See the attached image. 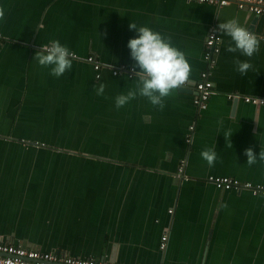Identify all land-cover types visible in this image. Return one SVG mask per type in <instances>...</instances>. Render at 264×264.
Listing matches in <instances>:
<instances>
[{"label": "crops", "instance_id": "0c3cea01", "mask_svg": "<svg viewBox=\"0 0 264 264\" xmlns=\"http://www.w3.org/2000/svg\"><path fill=\"white\" fill-rule=\"evenodd\" d=\"M0 7L1 243L113 264H264V197L205 182L210 175L264 185V161L249 166L244 155L264 151V105L243 101L264 95V42L242 76L233 60L247 58L227 52L230 38L214 31L235 17L262 36L263 16L184 0H0ZM129 23L170 37L191 65L192 83L163 110L139 96L115 107L134 77L103 69L96 79L90 65L73 61L57 78L34 58L58 40L79 57L131 68ZM213 31L221 39L213 95L198 111L195 85ZM213 147L210 167L200 153ZM181 160L188 181L176 178Z\"/></svg>", "mask_w": 264, "mask_h": 264}, {"label": "clouds", "instance_id": "9594fccd", "mask_svg": "<svg viewBox=\"0 0 264 264\" xmlns=\"http://www.w3.org/2000/svg\"><path fill=\"white\" fill-rule=\"evenodd\" d=\"M4 18L5 9L0 7V21ZM128 28L136 34L127 42L130 59L134 62L131 71L134 73L136 84L134 89H129L126 93L115 97V107L120 109L139 96L163 110L164 100L167 97L192 83L191 65L186 54L173 45L170 37L146 25L137 26L136 23H129ZM214 31H220L230 38L226 48L227 52L239 53L247 58L234 59L235 70L242 76L252 70L251 58L259 52L264 37L258 36L242 25L235 17L220 22ZM34 58L40 66L50 68V75L59 78L72 68L75 53L71 52L67 46L61 45L58 40H52L40 47ZM94 87L97 96L104 94L105 85L103 83ZM232 135L231 129L224 132V137H228L229 141ZM228 146L232 148L230 142ZM200 155L210 167L217 160L215 147L205 148ZM244 155L247 157L249 166L255 164L258 159L264 161V151H260L257 155L252 148H248L244 151Z\"/></svg>", "mask_w": 264, "mask_h": 264}, {"label": "built area", "instance_id": "2783aa9c", "mask_svg": "<svg viewBox=\"0 0 264 264\" xmlns=\"http://www.w3.org/2000/svg\"><path fill=\"white\" fill-rule=\"evenodd\" d=\"M187 3L195 4H207L211 6L226 7L233 6L238 10L246 11L255 16L264 17V0H184ZM264 37V35L260 36ZM1 38V37H0ZM220 37L213 31L207 35L204 50H203V61L205 69L200 73L199 81L195 85V92L193 96V105L198 111L206 110L208 102L213 95V83L210 80L211 72L217 65V55L220 53ZM264 42V40H262ZM73 61H81L90 65L94 72L95 78L100 77V72L103 69L111 71L113 76H126L128 78L134 77V73L130 67L124 65L120 66H108L101 63L94 56L89 55L87 57H79L75 54ZM234 97V96H233ZM228 98H232L228 96ZM236 99V97H235ZM243 101L253 106L264 105V95L261 97H243ZM190 131L193 130L191 126ZM190 137L187 138L186 142H190ZM186 161L181 160L177 167L176 178L180 181H188V177L185 175ZM205 182L211 184L217 190L223 191H245L250 195L257 197H264V185L252 184L250 182H242L240 180L230 177H219V176H207ZM169 213L172 210L168 211ZM167 236L161 237L160 250H164L166 247ZM0 264H113L103 260H92V259H78L72 258L58 253L43 252L33 249H27L20 245L6 244L0 242Z\"/></svg>", "mask_w": 264, "mask_h": 264}]
</instances>
